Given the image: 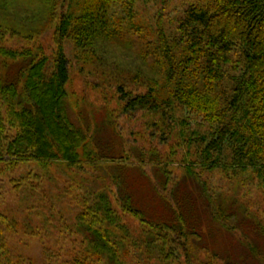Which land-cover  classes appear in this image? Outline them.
Segmentation results:
<instances>
[{
  "label": "trees",
  "instance_id": "1",
  "mask_svg": "<svg viewBox=\"0 0 264 264\" xmlns=\"http://www.w3.org/2000/svg\"><path fill=\"white\" fill-rule=\"evenodd\" d=\"M168 5L0 0V169L15 172L30 164L42 170L12 179L18 206L0 214V264H10L3 228L41 239L50 259V227L69 240L68 264H124L123 257L143 256L149 262L153 255L165 264H236L196 258L190 237L202 238L205 217L234 236L248 216L237 198L217 194L203 173L219 170L230 182L240 173L242 186L247 176L250 183L257 177L264 182V0H184L175 15ZM50 29L56 46L51 56L35 45ZM16 38L25 44L10 45ZM68 41L78 62L94 67L115 89L124 113L142 111L162 129L163 143L172 138L173 153L184 150L186 172L177 183L154 146L148 153L133 144L130 151L125 143L117 149L119 137L106 135L101 125L89 136L88 121L86 133L72 120ZM118 52L131 53L140 65L124 68ZM147 161L152 175L144 169ZM56 165L72 172L63 193L75 194L71 217L58 211L53 190L44 186L46 176L52 179L47 168ZM85 165L94 174L81 176L78 185ZM131 182H146L160 208L138 203ZM174 183L168 197L164 191ZM126 216L140 223V239ZM258 227L264 234V222Z\"/></svg>",
  "mask_w": 264,
  "mask_h": 264
},
{
  "label": "rangeland",
  "instance_id": "2",
  "mask_svg": "<svg viewBox=\"0 0 264 264\" xmlns=\"http://www.w3.org/2000/svg\"><path fill=\"white\" fill-rule=\"evenodd\" d=\"M171 11V15H175L179 9H182L184 0H168ZM155 3L152 2V5ZM11 9V7H10ZM9 9V10H10ZM12 10V9H11ZM158 9H152L151 15L156 13ZM13 12V10H12ZM18 21V18H15ZM35 45L43 46L45 53L47 55H52L56 49L54 39H53V29L44 32L40 38L36 41ZM10 45L22 47L25 41L22 39H12L10 40ZM65 51L69 58V70L70 79L67 84L68 91V103L69 112L72 120L78 124L82 125L83 130H86L85 123L88 121L90 125L89 136H92L93 131L96 128V124L101 125L104 128L106 135L118 136L119 141H117L116 148L118 145L129 149L132 145L134 147L140 148L145 153L151 147H155L158 151V158H163L166 165L169 166L171 170L172 177L175 182L181 179L185 174L186 170L182 167L181 159L184 156V150L180 149L173 153L172 138H168L166 141L168 143H163L161 136L163 134L162 129L155 126L151 122L149 116H144L142 111L135 112L134 114L124 113L119 102L118 95L113 87H108L101 82V79L95 74V68L92 66L83 67L78 59L74 56L73 45L68 41L65 44ZM119 53V52H118ZM132 54L125 55L122 52L118 54L115 58L124 65V68L135 65H140L137 60L132 59ZM111 58H114L113 56ZM197 122L192 121V125L195 127ZM77 125V126H78ZM168 131V129L166 130ZM156 137V138H155ZM113 139V138H112ZM176 142L174 141V145ZM134 149V148H133ZM130 151V149H129ZM132 158H134L132 156ZM131 158V159H132ZM149 159V158H148ZM162 160V159H161ZM128 165V163H126ZM152 165L150 161L145 163L144 169L150 175H152ZM94 168L85 165V174L81 173L78 175V185L81 183V176L85 179H89ZM28 171H34L41 173L40 167L35 165H22L20 168L16 169L15 172L10 170L0 169V214L4 212H11L18 206V200L15 197V193L12 192V179L19 178L24 173ZM47 172L52 179L48 180L46 176V182L44 184L45 188L49 187L52 192V200L56 201L55 206L58 211L65 213L66 217H71L73 212L70 210V206L75 205L74 201H71V197L75 194L66 195L63 193L66 190L65 184L71 182L72 177L71 171H65L62 165H56L47 168ZM128 172V169L126 170ZM133 173H131L132 175ZM135 175V174H134ZM238 178L230 182L228 177L221 171H215L210 174L209 172L203 173V176L209 179L211 186L218 193H226V196H231L232 198H237L239 205H242L248 211V216H243V207L241 213L238 212L236 216L241 220L242 226L239 228L238 232H235L233 236L229 232H226L219 227L211 225L207 217L204 218L200 226V233L202 234L201 239H193L191 236L192 245L191 249H194V255L196 258L202 260L210 259L209 261L221 262H234L236 264H264V234L258 230V223L264 222V182H262L258 177L254 178L253 182H249V177L247 176V181L242 186L241 181L245 179L242 174H238ZM241 175V176H240ZM129 176V172L127 173ZM143 176V174H142ZM88 183L87 180L83 181ZM134 188L135 183L131 182ZM140 186L136 185V190L134 189L135 200L145 205L148 209L160 208L159 202L152 197L153 192L147 186L146 182H140ZM177 183V182H176ZM171 184L164 193L169 197L173 185ZM91 185V184H87ZM77 184H75V187ZM92 186V185H91ZM113 187V186H112ZM115 188V187H114ZM160 188V187H158ZM79 190H81L79 188ZM163 191V189L160 188ZM81 192V191H80ZM65 197V198H64ZM16 198V199H15ZM60 198V202L58 200ZM62 199H65L63 201ZM172 200V199H171ZM65 203H63V202ZM113 201L115 202V196H113ZM173 201V200H172ZM33 213H36L33 209ZM21 219V217H19ZM126 222L129 223V228L134 237L140 239L141 235V225L138 221L131 218L130 216L125 217ZM33 221V219H32ZM70 222H74L73 218ZM33 222H38L34 219ZM50 238L46 239L47 247L51 258L44 250L45 247L41 239L37 237H28L25 233L17 232L13 233L8 231V229L3 228V233L5 237L6 245L8 251L10 252V264H68L67 257L69 256L71 246L68 245V239L65 235L59 234L53 228H49ZM195 241V242H193ZM253 242V247L257 251V256L250 252V246ZM251 245H250V244ZM139 249H133L132 253H138ZM214 254L217 257L214 258ZM144 258H134L125 260L123 257L124 264H136L138 258L141 259L140 264H165L160 260H157L156 256H152V260L148 262V256H143ZM184 257V256H182ZM218 258V259H217ZM185 260V258H182ZM183 264V261H175L170 264ZM199 262V261H198ZM185 264V261H184Z\"/></svg>",
  "mask_w": 264,
  "mask_h": 264
}]
</instances>
